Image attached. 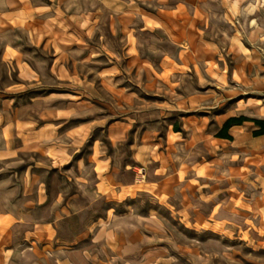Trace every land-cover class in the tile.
I'll return each instance as SVG.
<instances>
[{
    "label": "rangeland",
    "instance_id": "obj_1",
    "mask_svg": "<svg viewBox=\"0 0 264 264\" xmlns=\"http://www.w3.org/2000/svg\"><path fill=\"white\" fill-rule=\"evenodd\" d=\"M40 1L48 6L37 10L30 36L22 21L0 33L8 44L0 49L8 150L0 178L21 183L34 170L76 186L78 172L92 175L84 167L95 144L93 158L114 165L100 184L112 202L88 205L81 241H72L73 221L59 225L74 264H264V136L253 139L254 151L241 141L244 155L228 156L237 167L226 175L200 168L217 181L210 193L198 182L191 196L183 182L175 190L170 177L160 184L170 168L160 167L157 153H168H161L166 166L172 153L208 163L203 140L175 150L168 132L178 125L183 136L204 139L227 115L264 119V0H189L177 10L178 0ZM244 124L253 135L259 129ZM81 146L71 166L50 168V155ZM95 220L106 229L87 230ZM123 228L132 231L129 243L119 238ZM34 258L21 256V264Z\"/></svg>",
    "mask_w": 264,
    "mask_h": 264
},
{
    "label": "crops",
    "instance_id": "obj_2",
    "mask_svg": "<svg viewBox=\"0 0 264 264\" xmlns=\"http://www.w3.org/2000/svg\"><path fill=\"white\" fill-rule=\"evenodd\" d=\"M37 1L38 0H0V33L1 31H11L9 28H13V23L19 25L22 21V25L27 30L26 32L28 35L31 34V30L34 29L35 26L37 10L42 8L45 10L48 6V4L45 5L42 4L41 1ZM189 2V0H178L175 5L171 7L174 10H177L180 6L186 8ZM196 10L197 8L195 11ZM138 12L142 14L140 11ZM142 27L146 28V25ZM7 46L8 44H4L3 39L0 37V49H3L4 52ZM233 116L237 115H227L220 121L221 127L228 118ZM247 128L248 125L246 124L232 126L229 130V133L233 136L232 140L219 137L217 133L213 136L200 139L198 134H190L185 137L181 130H170L168 132L167 143L169 142V137L172 136L174 138L173 145L175 150H179L180 148L185 150L191 149L198 146L199 140H203L201 144H203V147L211 156L209 157L208 163H205L200 158L199 160H193L190 155H186V158H180L179 160V156L172 153V155H174L172 156V161H169V165L166 166L161 153L164 154L166 158L168 157V153L164 150L161 153L157 151L158 158L161 162L160 167L165 168V170L168 167L170 168V174L161 178V180H159L161 182L159 183L162 184L164 180L170 177L173 181H176V183L173 182L174 184L172 185V190H175L176 185L183 182L182 185L183 188H185L186 194L191 196V188L195 187V182H198L199 186L203 189H207L209 186L211 189H208L207 192L210 193L211 190L214 189V184H216L217 181L213 184L210 179L211 175L201 173L199 171L200 168L207 167L208 165V168L213 169V175H218L220 173L222 176V171H224V175H226L228 167H237L236 165L232 166V164H226L228 156H232L231 160H235L242 153V155H244V148L247 149V151L258 150L255 146L258 142H255L253 139L264 136V134L255 136L249 133ZM8 130L10 131V128H8ZM4 136L5 131L2 126V136H0V158H4V153L8 152L3 146V143H6L4 141ZM243 139H247L249 142L251 141L249 145H245L244 148L241 146V141ZM96 140L97 139H94L93 143H95ZM20 142L23 143L24 141L21 140ZM157 144L160 143L158 142ZM82 146L75 149L72 154L65 151L66 154L64 155V151H58L59 154L55 155V157L50 155L54 163L53 166H56H51L50 168H57L55 163L58 161H61L64 167L69 166L73 158L81 153ZM237 146L239 148H237ZM92 147V152H90L86 158L85 164L87 167H84V170L90 171V174L92 173V177L90 175L86 176L84 171L83 173L78 172L76 176H74V184H76V186L70 184L67 178L63 180L60 177H53L49 180L45 179L42 174H36L34 170L26 171L25 175L22 177L23 181L21 183L12 180V174L10 175L11 179L9 177L0 178V264H21V256H26L30 253L35 256L32 264H74L71 259L75 253L70 254V250L67 249L66 241L60 238L59 225L61 223L64 224L65 221H73L75 227L73 228L74 238L72 241H81L85 238L84 233L86 231L82 225L84 224L85 218L91 216L88 205L98 201L100 197H102L106 203L112 202L100 186L102 178L107 180L110 174L109 171L114 167L112 159L108 156L102 159L99 155L97 160L94 159L93 157L97 154V146L93 144ZM143 149L144 147H141V151L138 154L139 156L140 153H142V155L144 154V152H142ZM99 161L102 162L103 166L99 167ZM184 164H187L189 168L182 172ZM112 174L111 176L113 177L114 174ZM67 177L69 180L73 179L70 175H67ZM86 189H89L91 193H97L99 196L91 197V193L88 194ZM195 190L197 191L199 188ZM100 194H102V196H100ZM160 194L162 195V192ZM202 196H205V194H202ZM203 198L207 200L206 196ZM112 209V206L107 208L109 221L111 218L110 211ZM114 222H116V219H114ZM89 225L91 227H87V230L96 226L101 230L106 229L103 227L100 220H95ZM121 233L122 234H119V238L123 237L128 243L133 240L132 231L129 229L123 228ZM113 240L115 241L114 238ZM108 242L110 245L111 241L108 240ZM51 245H53L52 249H45V247ZM114 249L116 248L114 247ZM107 251H109V248ZM119 254L121 255L122 253ZM54 260L58 263H52Z\"/></svg>",
    "mask_w": 264,
    "mask_h": 264
},
{
    "label": "trees",
    "instance_id": "obj_3",
    "mask_svg": "<svg viewBox=\"0 0 264 264\" xmlns=\"http://www.w3.org/2000/svg\"><path fill=\"white\" fill-rule=\"evenodd\" d=\"M246 121H254L259 127V129L254 131L255 135L264 134V119L249 118L247 116L240 115L228 118L221 129L218 131L217 136L233 139V136L229 133L230 128L235 125H242ZM174 128L175 130H180V127L178 125H175Z\"/></svg>",
    "mask_w": 264,
    "mask_h": 264
}]
</instances>
